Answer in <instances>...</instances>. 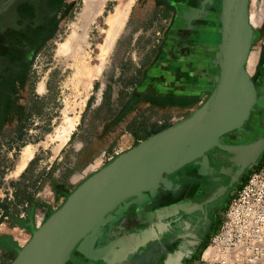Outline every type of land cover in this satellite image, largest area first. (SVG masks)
Returning <instances> with one entry per match:
<instances>
[{
  "label": "water",
  "instance_id": "95a60500",
  "mask_svg": "<svg viewBox=\"0 0 264 264\" xmlns=\"http://www.w3.org/2000/svg\"><path fill=\"white\" fill-rule=\"evenodd\" d=\"M215 0H202L197 15ZM250 0H220L215 85L207 100L187 118L143 140L84 180L39 227L31 223L30 241L11 264H67L75 250L87 253L104 225L122 205L168 187L183 168L204 165L218 184L199 204L204 210L225 196L264 155V130L250 142L226 140L245 132L258 106L247 65L257 37Z\"/></svg>",
  "mask_w": 264,
  "mask_h": 264
},
{
  "label": "flooded vegetation",
  "instance_id": "af4514ba",
  "mask_svg": "<svg viewBox=\"0 0 264 264\" xmlns=\"http://www.w3.org/2000/svg\"><path fill=\"white\" fill-rule=\"evenodd\" d=\"M170 2V5L164 7L169 21L168 27L159 40L155 54L145 60L147 61V78L149 81L163 80L167 83L169 80L174 83L173 88L170 89L165 86L160 89L156 87L157 85H153L155 89L152 91L158 95L182 97L185 102L198 97L204 103L215 85L214 76L217 68L215 46L201 42V37L204 31L218 27L220 0H215L213 6L206 8L207 14H200L194 19L191 17L197 15L202 0H173ZM59 4L56 0H0V105L7 99L15 104L18 98L21 102L17 115L19 120L25 117L24 90L32 60L42 45L51 39L55 31L56 21L60 14ZM253 45L257 55L248 71L256 88L258 106L252 112L245 126V132L235 131L226 136V140L254 141L261 136L264 130L263 33H257ZM19 85L21 88L18 89ZM147 85L152 84L146 83L145 86ZM128 92L133 94V88ZM191 114L184 116L183 119ZM255 169L256 166L252 171ZM204 171V167L192 164L171 177L173 185L161 191L149 208L151 226L154 227L159 221L157 217L160 213H157V206L160 202L166 209L178 210L192 202L201 203L208 192L218 186L217 183L208 181L202 176ZM252 171L248 172L240 183L225 196L210 204L205 210L200 207V210L191 216L174 215L170 219L172 225V231H170L173 235H165L172 236L169 240L160 238V234L166 227L164 225L157 227L155 232L158 234L154 236L148 251L135 264H165L167 259L171 258L169 257L170 252L182 253V250L187 248H192L194 253L191 256H184L182 264L194 262L196 255L202 251L220 226L221 215L231 197ZM123 209L124 207H121L118 212ZM121 223L122 215H119L112 225L106 227L101 242L115 236L118 231L116 228ZM176 254L172 259L179 257V254ZM87 263L88 261L75 250L72 261L67 264Z\"/></svg>",
  "mask_w": 264,
  "mask_h": 264
},
{
  "label": "rangeland",
  "instance_id": "374dc122",
  "mask_svg": "<svg viewBox=\"0 0 264 264\" xmlns=\"http://www.w3.org/2000/svg\"><path fill=\"white\" fill-rule=\"evenodd\" d=\"M56 1L60 3V14L55 31L33 58L26 79L25 117L18 119L17 102L12 104L7 99L3 104L4 117H10L4 124V136L0 138V201L7 194L8 172L17 164L25 146L33 145L35 150H41V162H35L29 173L30 180L37 181L46 177L49 171L53 147L65 141L76 122H81L80 130L89 141L100 131L101 123L109 116L108 103L116 99L117 94L123 95V99L127 98L128 90L133 88V75L138 65L155 54L169 24L164 7L173 0H102V13L89 24L81 18L84 0ZM124 1L131 2L128 17L119 27L111 28L109 19ZM258 11L259 3L253 7V14L257 15ZM74 32L83 38L80 46L77 45L79 48L73 52H59L60 45ZM220 36L207 33L204 38L219 41ZM42 83L45 85L44 92L39 90ZM12 107L16 114L10 115ZM73 159L68 157L56 165L54 174L68 173ZM88 177L78 172L72 177L73 187ZM64 200L56 202L55 209L38 215L36 226H41L48 214L61 207ZM31 237V231L24 233L26 241L21 247Z\"/></svg>",
  "mask_w": 264,
  "mask_h": 264
},
{
  "label": "crops",
  "instance_id": "0c3cea01",
  "mask_svg": "<svg viewBox=\"0 0 264 264\" xmlns=\"http://www.w3.org/2000/svg\"><path fill=\"white\" fill-rule=\"evenodd\" d=\"M258 3L259 13L257 14H260V17L258 18V23L254 26V28L256 33L264 34V0H250V19L252 21V15H254L253 7L257 6ZM213 29L214 30L203 32L201 42L209 43L215 46L217 61L218 45L221 41V36L219 41H211L204 38L207 33L219 34L218 27ZM256 55L257 52L253 47L249 57L247 69L254 62ZM146 63L147 61H143L141 65H138L136 72L133 75V94L129 93L126 99H123V95L117 94L115 96L116 99L114 98L110 103H108V114H110L111 111H113V114H118L125 109H128L124 118L126 124L119 127V133H115V135L110 136V140H114L109 142L107 146L103 142L99 143L101 147H98L96 149L97 152H95L91 158H88L89 160L91 159L88 164L83 165L81 169H77L82 161V158L85 155L89 157V151L94 150L92 147L94 137L90 141L83 137L84 133L80 130L81 122L79 121L75 123L76 125H73L75 128H71L65 141L53 147V161L51 166L48 168L49 171H47L46 177L43 179H37V181L30 180L31 176L29 173L34 163L38 160L41 162V158L39 157L41 154L40 149H36V151L34 150L33 158L28 162L27 166L20 174H15V169L20 158L14 168L9 170L7 177L9 181L8 189H6L7 194L5 195V199L0 201V223H5L0 230V264H11L16 258L17 251L22 245L18 241V238L20 237L18 231H22L24 233H27L28 230L31 231V223H34L35 225L37 224L36 217L38 215L49 210L51 211V209H55L54 205L56 202H60L64 199L66 200V193L74 191L81 184L80 183L78 186L73 187V176H75L78 172H83L88 177L89 173H95L102 168H97L94 164L98 159L97 157H100L103 152L117 149L121 154L128 151L143 140H146L149 137L180 122L183 120L184 116L193 113L203 104L202 100L198 97L185 102V99L182 97H172L169 95L163 96L154 93L152 91L155 89L153 88V85H157L156 87L160 89L164 86L167 89H170L173 88L174 83L169 82V80H167V83L163 80L149 81L146 75V72L148 71H146ZM146 83H151L152 85L145 86ZM19 88H21L20 85L18 86V89ZM16 100L19 107V103L21 102L18 98ZM3 104L0 105V138L4 136V124L10 117H4ZM13 109L14 108L12 107L10 115L15 114ZM16 115H18V113ZM107 119H109V116ZM129 123H133V126L130 128L128 126ZM68 157L74 158L70 166V171L68 173L60 172L59 175L54 174L56 165L58 166ZM200 166L204 167L205 171L207 170L204 165ZM207 180L210 181L208 178ZM171 185H173L172 181L168 187H161L152 194H147L141 199H137L127 205H122L121 207H124V209L119 212L117 211L114 217L104 225L94 244L87 249V253L85 254L77 250L88 261L87 264H135V262L148 251L149 246L153 242L152 240L154 239V236L158 234L155 230L161 225H164L166 228L163 233L160 234V238L169 240L172 236L165 235H173V233H171L172 225L170 224V219H172L174 215L186 214L191 216L200 210L199 202L189 203L185 207H181L178 210H174L172 208L166 209V207H163V203L160 202L157 206V213H160L157 217L159 221L154 225V227L151 226V212H149V208L151 207L153 201L157 199L159 193L167 190ZM225 211L226 209L221 215L220 226L222 224ZM119 215H122V223L116 228L118 230L116 235L109 237L104 242H101L106 227L108 225H112ZM220 226L214 232L212 237L218 232ZM153 228H155L154 232H152ZM212 237L207 241L202 251L196 255L194 262L190 264H195L196 261L201 259ZM176 253L179 254V257L172 259V257L177 255ZM193 253L194 250L192 248L184 249L182 250V253L179 251L170 252L169 257H171L170 259L172 260L167 259L165 264H182L184 256H191Z\"/></svg>",
  "mask_w": 264,
  "mask_h": 264
},
{
  "label": "built area",
  "instance_id": "2783aa9c",
  "mask_svg": "<svg viewBox=\"0 0 264 264\" xmlns=\"http://www.w3.org/2000/svg\"><path fill=\"white\" fill-rule=\"evenodd\" d=\"M118 155L117 149L107 150L94 166L101 168ZM19 235L24 245V234ZM195 264H264V158L231 197L218 232Z\"/></svg>",
  "mask_w": 264,
  "mask_h": 264
},
{
  "label": "bare ground",
  "instance_id": "6f19581e",
  "mask_svg": "<svg viewBox=\"0 0 264 264\" xmlns=\"http://www.w3.org/2000/svg\"><path fill=\"white\" fill-rule=\"evenodd\" d=\"M103 6L104 5H103L102 0H84V7H83L82 12H81V18H82L83 22H85L86 24H89L90 22H92L93 19H95L99 14L102 13ZM130 8H131V2L130 1L122 2L116 8L115 13L110 17L109 26L111 28H116V27H119L120 25H122L125 22V20L127 19V17H128V13H129ZM259 17H260V14L259 15L258 14L257 15H252L251 23H252L253 26L257 25V23H258L257 20H258ZM85 28H87V27H85ZM82 31H83V29H82ZM84 32H86V31H84ZM80 36H81L80 34H77L76 32H74L73 35H71L64 43H62L60 45V51L59 52L68 53V52H73L75 48L76 49L79 48V46H80L79 43L83 40V38H81ZM83 37H85V36H83ZM77 45H79V46L77 47ZM84 64H86V62ZM84 75H85V73H84ZM83 78H84V76H83ZM39 90L41 92L45 91V85L43 83L40 85ZM73 127L74 126H72L71 128L73 129ZM60 131L62 132V130H60ZM58 135H61V134H58ZM34 150L35 149H34L33 145H27L24 148L23 153H22V155L20 157V160L18 162V165H17V167L15 169L16 170L15 171L16 175L20 174L25 169V167L27 166L28 162L33 158Z\"/></svg>",
  "mask_w": 264,
  "mask_h": 264
},
{
  "label": "trees",
  "instance_id": "16d2710c",
  "mask_svg": "<svg viewBox=\"0 0 264 264\" xmlns=\"http://www.w3.org/2000/svg\"><path fill=\"white\" fill-rule=\"evenodd\" d=\"M124 102V100H123ZM120 110V109H119ZM128 109H125L124 111L120 112V113H116V114H113V111H111V113L109 114V119H105L103 120V122L101 123V126L102 127L100 129V131L98 133L95 134L94 136V141L92 143V147L94 150L92 151H89V157H87L86 155L82 158V161L81 163L79 164V167H77V169H81V167L83 165H86L89 163V160L88 158H91V156L93 154H95V152H97V148L98 147H101V145L99 143H104L106 146L109 144V142H111L112 140L114 139H111L110 140V136L111 135H115V133H119V127L126 124V121L124 120L125 116H126V112H127ZM129 128L133 126V123H129L128 124ZM116 138V137H115ZM96 147V148H95ZM87 153V152H86ZM264 158V157H263ZM247 180V179H246ZM73 191H70V192H67L66 193V198L68 197L69 194H71ZM51 215L48 214L47 217H49Z\"/></svg>",
  "mask_w": 264,
  "mask_h": 264
}]
</instances>
